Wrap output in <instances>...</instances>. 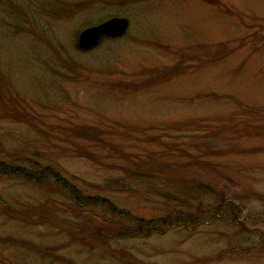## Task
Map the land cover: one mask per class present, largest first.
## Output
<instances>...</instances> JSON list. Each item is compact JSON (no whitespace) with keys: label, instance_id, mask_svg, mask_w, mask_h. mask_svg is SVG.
Segmentation results:
<instances>
[{"label":"rangeland","instance_id":"374dc122","mask_svg":"<svg viewBox=\"0 0 264 264\" xmlns=\"http://www.w3.org/2000/svg\"><path fill=\"white\" fill-rule=\"evenodd\" d=\"M218 1L0 0V159L58 166L87 197L147 218L163 213L161 199L131 189L127 168L149 169L130 158H197L152 174L197 178L234 200L195 229L113 237L106 207L0 177V240L25 242L1 241L0 264H264V0ZM109 16L129 17L128 35L81 50V30ZM176 63L183 74L151 78ZM135 84L144 88L128 91ZM86 123L103 143L73 134ZM53 199L63 216L24 214Z\"/></svg>","mask_w":264,"mask_h":264},{"label":"trees","instance_id":"16d2710c","mask_svg":"<svg viewBox=\"0 0 264 264\" xmlns=\"http://www.w3.org/2000/svg\"><path fill=\"white\" fill-rule=\"evenodd\" d=\"M204 2L210 3L212 5H219L218 0H204ZM220 9L222 10V8ZM226 11L227 13L235 15V13L230 10ZM157 44L159 45V43ZM183 72L184 71L181 70L179 63H176L171 68L168 67L165 69H160L157 73H154L151 78L157 76L156 78L158 81L155 80L154 82L161 83L170 80L173 77L182 74ZM143 88V85L135 84L133 85V88L128 91H136ZM73 129L76 132L78 131L81 133H73L78 135V138L82 140H90L88 137H93L91 133L94 130L97 131L98 128L92 124L86 123L73 125L71 130ZM92 141H94L93 143L96 144L103 143L102 139L99 140V138L95 137L92 138ZM169 153L174 154V149H171ZM131 158L129 162H132L136 167L140 166V168H142L143 165H147V168L149 169V172L145 173L144 170L140 168L139 172H136L135 169L131 168L130 166L127 168V174L131 176V181L133 182L131 189L134 188V185L138 188H141V186H146L149 193L145 196H155L161 199L159 205L160 209L163 211L162 214L143 218L132 214L130 211H123L124 208H119L106 197H87L82 188L78 187L63 174L61 168L55 165L46 166L37 160L28 159L27 161L29 163L22 164L18 161L15 162L11 160L0 159V177L12 178L39 188H44L51 195H59L62 196V198L69 196V198L73 199L79 207L88 206L90 204L106 207L107 212L113 217V219L110 222L108 221L105 231L107 234L113 237L125 235H131L133 237H145L151 235L154 232L159 233L171 228H176L178 226H185L186 228L195 229V223L197 220L200 221V223L212 221L217 216L221 214L223 215L228 208L233 207L234 200L232 198L226 197L224 190L219 191L216 188L201 182L197 178L189 179L185 175L175 176L172 175L171 172H167L168 174H166V176L158 174L155 176L152 174L153 172L157 171L156 169H164L165 171L170 170L173 172V169L175 170L179 166L184 167L185 169L190 168L194 165L195 161L198 163L197 158H195V161L193 159H189L185 162H168L166 160L167 162L161 161L160 164L157 165H155V163H151L155 160H149V163L144 164L146 161H137L133 156ZM136 191L138 193L140 192V190ZM207 195L212 197L219 196L218 198L220 200L217 203L209 206L207 204L208 199H206ZM0 200L4 201L2 199ZM53 201L54 203L52 206H38L33 208L34 211H25L24 214H29L32 219L37 218L42 223L48 219L49 215H54L55 219H57L59 216H63L62 211L65 210V208L62 209L63 206L61 200L53 199ZM1 204L3 205V203ZM58 207L60 208L59 210L57 209ZM53 210L54 214H50V212ZM12 239L13 238L9 240L10 242L4 240H0V242L3 241V243L13 244L14 246H23L25 244V242L20 243L19 240ZM84 242H86V240ZM29 245L33 246V242H30ZM32 246H27L28 251L34 250L41 257H56V252L53 251V248L47 249V247H45L44 249L49 252L47 253L42 248ZM66 262L68 264H76L72 259H69Z\"/></svg>","mask_w":264,"mask_h":264},{"label":"water","instance_id":"95a60500","mask_svg":"<svg viewBox=\"0 0 264 264\" xmlns=\"http://www.w3.org/2000/svg\"><path fill=\"white\" fill-rule=\"evenodd\" d=\"M129 19L126 17H112L100 24L85 28L79 35L78 44L82 49L94 48L103 36L120 37L127 33Z\"/></svg>","mask_w":264,"mask_h":264}]
</instances>
